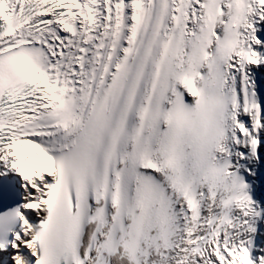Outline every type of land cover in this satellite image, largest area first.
I'll return each instance as SVG.
<instances>
[{
	"label": "snow or ice",
	"instance_id": "snow-or-ice-1",
	"mask_svg": "<svg viewBox=\"0 0 264 264\" xmlns=\"http://www.w3.org/2000/svg\"><path fill=\"white\" fill-rule=\"evenodd\" d=\"M264 0H0V264H264Z\"/></svg>",
	"mask_w": 264,
	"mask_h": 264
},
{
	"label": "bare ground",
	"instance_id": "bare-ground-1",
	"mask_svg": "<svg viewBox=\"0 0 264 264\" xmlns=\"http://www.w3.org/2000/svg\"><path fill=\"white\" fill-rule=\"evenodd\" d=\"M261 95L264 96V86L261 87Z\"/></svg>",
	"mask_w": 264,
	"mask_h": 264
}]
</instances>
